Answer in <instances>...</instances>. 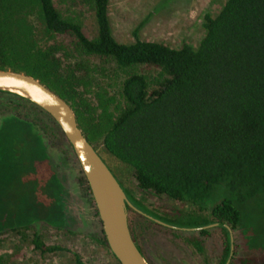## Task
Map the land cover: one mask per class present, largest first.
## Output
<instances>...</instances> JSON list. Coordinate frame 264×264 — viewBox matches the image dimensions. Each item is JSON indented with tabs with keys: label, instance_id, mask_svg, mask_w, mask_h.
<instances>
[{
	"label": "trees",
	"instance_id": "trees-1",
	"mask_svg": "<svg viewBox=\"0 0 264 264\" xmlns=\"http://www.w3.org/2000/svg\"><path fill=\"white\" fill-rule=\"evenodd\" d=\"M79 1L94 14L97 31L92 38L79 19L62 15L55 0H0V70L28 74L60 95L108 167L110 160L128 168L139 189L179 207L168 221L162 215L154 218L187 229L223 224L217 228L224 249L214 262L207 248L216 237L210 228L172 229L147 216L155 210L146 208L143 214L129 207V228L144 257L141 243L157 229L171 241L192 247L206 264H226L231 253L226 226L234 232L242 219L234 197L264 199V0H226L216 16L206 14L205 35L197 48L143 40L144 23L133 31V42L122 43L113 34L110 0ZM89 57L110 59L125 74L118 94L99 82ZM141 67L156 75L140 72ZM0 98V174L27 173L23 184L34 190L33 199L35 190L43 188L38 195L41 207L29 209L18 224L9 217L12 213L5 216L0 210V236L19 237L43 255L64 252L46 244L42 234L29 231L43 221L57 229L68 224L66 208L58 200L52 204L53 215L48 214L45 188L51 185L37 184L35 174L47 168L57 186L48 143L63 142L74 151L43 109L17 94L0 91ZM20 143L35 144L30 168L14 157ZM36 160L41 170L36 171ZM76 161L79 183L101 226L92 238L116 259ZM220 188L231 192L233 199L208 209L207 201ZM238 251L235 243L230 264H245L237 259ZM75 264H84L77 254Z\"/></svg>",
	"mask_w": 264,
	"mask_h": 264
},
{
	"label": "rangeland",
	"instance_id": "rangeland-1",
	"mask_svg": "<svg viewBox=\"0 0 264 264\" xmlns=\"http://www.w3.org/2000/svg\"><path fill=\"white\" fill-rule=\"evenodd\" d=\"M55 1L64 17L79 19L85 34L89 38L95 36L97 27L94 14L87 6L79 0ZM225 2L226 0H110L109 16L113 34L122 43L133 42V31L144 23L140 30L143 40L161 42L175 48L187 43L197 48L205 35V15L216 16ZM87 60L94 64L95 76L99 82L111 93L118 94L125 74L118 70L116 64L110 59L99 57H89ZM139 71L156 75L155 70L143 67ZM1 122L0 118V124ZM48 145L47 152L59 184L52 185L49 170L46 168V172L45 167L41 170L38 160L35 167L36 171L40 169L41 172L35 174L36 182L42 185L45 183V186L51 185L50 188H45L46 193L48 192V214L53 215L52 204L54 199L58 200L59 204L66 208L68 224L63 229H57L50 221L38 222L30 228L29 233L38 232L42 234L46 244L60 246L66 251L43 255L35 251L30 242H21L19 237L7 233L0 236V264H75L76 254L84 264H118L110 252L92 238L100 231L101 226L96 218V209L92 204L89 205L85 189L79 183L81 173L75 155L66 143L50 141ZM34 148L33 143H20L14 156L16 161H23L28 165L25 167L30 168ZM108 163L120 177L131 204L137 211L145 214L144 211L148 208L155 212H150L153 216L146 214L147 216L154 218L156 215H162L165 221L172 219L173 210L179 208L172 200L142 191L128 168L110 160ZM26 175L27 173L21 172L17 175L0 174V210L5 212V216L12 213L9 217L14 224H18L20 217L26 215L29 209L41 207L38 195L43 188L35 190L37 196L33 199L31 193H34V190L28 186L25 188L23 184ZM59 193L62 197L58 196ZM223 199H233V194L220 188L207 201L206 207L212 209ZM234 200L242 209L241 223L233 232L234 245L236 243L239 246L236 257L245 264H264V199L255 197L252 200L240 201L238 196L234 197ZM163 223L172 226L167 222ZM210 230L216 237L207 242V248L209 258L215 262L221 257L223 241L219 228L213 227ZM141 245L152 264H206L205 257L192 247L171 241L165 232L157 229H151Z\"/></svg>",
	"mask_w": 264,
	"mask_h": 264
},
{
	"label": "water",
	"instance_id": "water-1",
	"mask_svg": "<svg viewBox=\"0 0 264 264\" xmlns=\"http://www.w3.org/2000/svg\"><path fill=\"white\" fill-rule=\"evenodd\" d=\"M0 91L25 98L47 112L59 125L90 186L108 245L119 263L150 264L137 247L129 228L128 207L134 206L114 173L84 135L71 105L39 80L14 70H0ZM148 217L165 227L183 231H199L223 225L215 223L202 228L187 229L170 226ZM226 227L231 236V253L226 263L230 264L234 255V237L233 231Z\"/></svg>",
	"mask_w": 264,
	"mask_h": 264
},
{
	"label": "flooded vegetation",
	"instance_id": "flooded-vegetation-1",
	"mask_svg": "<svg viewBox=\"0 0 264 264\" xmlns=\"http://www.w3.org/2000/svg\"><path fill=\"white\" fill-rule=\"evenodd\" d=\"M110 167V165H109ZM111 171L114 173V175L116 176V178L118 179V181L120 182L121 186L123 187V189L125 190V193H126V189L123 185V182L121 181L120 177L118 176V174L115 173L114 169L110 168ZM127 195V194H126ZM128 197V196H127ZM129 199V198H128ZM130 201V200H129ZM129 208V207H128ZM8 241V240H7ZM145 258L147 259L146 255H145ZM148 260V259H147ZM149 261V260H148ZM150 264H152L150 261H149Z\"/></svg>",
	"mask_w": 264,
	"mask_h": 264
}]
</instances>
